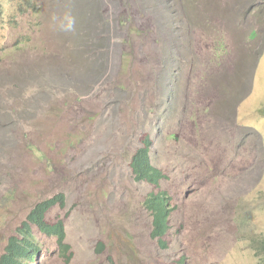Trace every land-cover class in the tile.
I'll return each mask as SVG.
<instances>
[{
	"label": "rangeland",
	"instance_id": "374dc122",
	"mask_svg": "<svg viewBox=\"0 0 264 264\" xmlns=\"http://www.w3.org/2000/svg\"><path fill=\"white\" fill-rule=\"evenodd\" d=\"M88 1L0 0V256L62 192L72 258L34 228L31 264H264V0ZM147 135L167 249L128 165Z\"/></svg>",
	"mask_w": 264,
	"mask_h": 264
},
{
	"label": "trees",
	"instance_id": "16d2710c",
	"mask_svg": "<svg viewBox=\"0 0 264 264\" xmlns=\"http://www.w3.org/2000/svg\"><path fill=\"white\" fill-rule=\"evenodd\" d=\"M87 2L89 1L87 0ZM25 80L22 79L21 82ZM17 89L22 92L20 87ZM37 102L41 101L37 99ZM22 130L25 134L23 125ZM151 148L152 140L147 135L131 156L128 165L132 170L135 182H146L158 189L156 192L152 191L148 193L143 204L150 215V225L152 226L150 236L152 240L155 241L159 248L167 249L168 243L164 240V237H166L170 227L169 217L172 206L169 205V194L164 190H159L160 183L167 178V174H165L163 169L155 167L152 164ZM65 203V194L59 192L50 198L32 205L28 209L29 212L27 211L28 214L26 213L24 220L15 228L13 234L8 237L3 253L0 256V264H31L34 262L40 251L39 245L33 238L34 228L47 237H56L60 253L69 261L72 258V253H70V245L66 243L65 223L61 219L54 223L47 222L45 219V215L50 208L57 204L64 205ZM98 248H103V245L99 244ZM254 248L257 252H264V240L255 241Z\"/></svg>",
	"mask_w": 264,
	"mask_h": 264
},
{
	"label": "crops",
	"instance_id": "0c3cea01",
	"mask_svg": "<svg viewBox=\"0 0 264 264\" xmlns=\"http://www.w3.org/2000/svg\"><path fill=\"white\" fill-rule=\"evenodd\" d=\"M259 13V12H258ZM249 14V13H248ZM257 23V21L255 22V24ZM252 32V31H251ZM253 32H255V33H257V35H258V31H253ZM251 41V40H250Z\"/></svg>",
	"mask_w": 264,
	"mask_h": 264
}]
</instances>
